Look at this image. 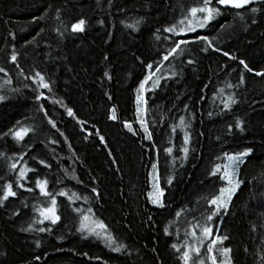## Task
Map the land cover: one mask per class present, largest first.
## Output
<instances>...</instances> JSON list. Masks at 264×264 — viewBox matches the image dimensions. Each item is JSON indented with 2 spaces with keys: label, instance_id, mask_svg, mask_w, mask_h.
I'll use <instances>...</instances> for the list:
<instances>
[{
  "label": "trees",
  "instance_id": "16d2710c",
  "mask_svg": "<svg viewBox=\"0 0 264 264\" xmlns=\"http://www.w3.org/2000/svg\"><path fill=\"white\" fill-rule=\"evenodd\" d=\"M203 2L0 0V195L6 183L17 193L0 207V264H180L172 245L210 214L211 197L225 187L215 167L247 148L243 183L214 219V234L228 237L218 248L231 250V264H264V76L254 74L264 72V10L212 3L220 14L206 27L181 36L163 31ZM79 19L86 31L73 33ZM137 20L136 31L127 27ZM182 39L190 42L164 60ZM170 64L173 73L163 77ZM37 72L49 89L33 82ZM145 77L147 135L135 108ZM20 128L29 131L17 141L9 129ZM153 164L161 208L148 195ZM37 180L47 181L50 196ZM51 197L55 225L40 215ZM89 216L112 246L81 230Z\"/></svg>",
  "mask_w": 264,
  "mask_h": 264
},
{
  "label": "snow or ice",
  "instance_id": "6c2138e0",
  "mask_svg": "<svg viewBox=\"0 0 264 264\" xmlns=\"http://www.w3.org/2000/svg\"><path fill=\"white\" fill-rule=\"evenodd\" d=\"M215 3L221 6H227L230 8H234V9H248L250 5H256L259 4L261 5L260 8L252 6L250 7V11L252 13H257L258 11L264 10V0H215ZM211 4V0H204L203 5L202 6H198V7H192L189 10V14L191 15V17H193V20H188L186 27L188 31H195L197 27L199 28H204L207 24H209L210 21H212L215 16L220 14L219 9L210 6ZM197 13H201L203 14L201 17H197ZM185 20H187V17H185L184 20H181L179 23L180 24H185ZM253 24L257 23L256 19L253 18L251 21ZM141 23L140 20L135 21L133 24H128L127 27L131 28L133 31L137 30V25H139ZM86 25V21L84 19H79L77 22L73 23L70 27H71V31L73 33H83L86 31L85 28ZM157 32L160 31V29L156 30ZM164 32H171V33H175L178 35H183L184 34V29L181 28L179 30V32L177 31L176 26H169L163 29ZM157 39H159V36H157ZM200 41H204L207 45L208 48L212 49L213 51H220L218 48L213 47L211 41L209 40V38L207 36H199L197 38ZM190 41L186 40V39H182L178 42L175 43V47H173L168 55L164 56V60H168L169 56L172 55L173 53H176L178 50H182L181 49V45L182 44H187ZM203 50V49H202ZM224 56H227L229 59L235 60L237 59V57H235L234 55H230L228 52H223ZM12 61L15 62L17 57L15 55V53L12 55L11 57ZM108 57H105V60H107ZM189 64L193 63L192 60L188 61ZM239 64L243 65L244 68L249 71V72H253V69L249 68V66L245 63V61L243 59L239 60ZM148 68H151L152 65L149 64L147 65ZM0 71H3V69H0ZM254 74L256 76H264V72H260V71H256L254 72ZM36 80H34L33 82L36 83L38 81L39 87L40 88H44V89H49V84L45 82L44 77L37 72L36 74ZM105 77H109V73L106 71L104 73ZM29 79H31V77H29ZM150 79V77H145V79L143 81L140 82V90H144L145 88V84L147 83V81ZM240 83L243 84L244 83V77L241 76L240 77ZM231 87V85H230ZM4 97H0V100H3ZM36 99L39 100L41 99L40 95L36 96ZM138 101H139V96L137 97ZM231 103H235L234 100H232L231 98H229ZM229 107V103H225L224 104V108L227 109ZM41 111H43V108H41ZM67 114L69 116H73V111L71 108H67L66 109ZM110 119L115 120L116 116H115V112L113 111V114L109 117ZM49 124H52L53 127H55V125L53 124V122L51 120L48 121ZM78 123H82V121H77ZM126 127L129 128V131H131V126L130 125H125ZM181 126H183V118H181ZM235 128L239 129L241 131H243L242 126H241V122L239 120L236 121L235 124ZM231 131V128L229 129ZM29 131V129L26 128H20L16 131H13L12 129H9V132L11 133V136L13 139L20 141L23 140L24 135L27 134V132ZM4 135H8V133H5ZM150 138V135L149 137ZM103 137H101V143H103ZM184 143L187 144L188 143V136L187 134H185V138H184ZM166 152L171 153V149H165ZM181 151L183 152H187V148H182ZM252 154V149L251 148H247L244 151L238 152L235 155H229L227 156V160L229 161L228 165L224 168L223 174L220 176V179L225 181L226 186L225 187H220L219 188V194L218 195H213L209 201V206L213 207L214 206V210L210 212V214L206 217V220L211 221L213 216L219 215L221 213V210L223 211H227L228 210V205L229 202L232 200L233 196L237 193V191L241 188V185L243 183V181L239 178L238 176V170H239V166L245 163L244 158L248 157ZM48 165H45V167H47ZM11 167L14 169L16 167L15 164H12ZM153 169L156 168V165L153 164ZM220 167L217 166V168L215 169V171H213V175H215L216 171H219ZM20 179H23V172L21 173ZM47 181H41V180H37L36 181V187L39 189L41 195L44 196H50V193L47 191ZM17 187H23L22 185H20L19 183H17ZM25 191L31 192L33 191L32 188H26ZM156 192H157V196L154 199L153 198V193H149V200L159 206V207H164L163 203L160 201V197L164 195V193L162 191H160L159 187H156ZM17 193L13 190V186L12 184L6 183L3 186V194L0 195V207L4 206V202L7 201L10 197H16ZM59 195H64L63 192L59 193ZM56 200L54 197H51V205L49 207L43 208L40 210V215L43 217L44 220H48L50 221L51 224L55 225L57 223V221L60 219V217L56 214ZM177 215L179 216L180 213L178 212ZM85 219H87V217H85ZM149 219H151V217H149ZM35 222V221H34ZM43 222V221H40ZM100 228H104L103 224H98L97 225ZM31 229V225H29V229H22L23 231H28ZM45 228H40L39 231L43 232L45 231ZM48 231H51V229H47ZM81 230L82 231H90V229H86L84 227V225H81ZM165 234L167 235V230H165ZM213 234V229L207 226H203L202 227V236L203 237H210ZM193 235H195V233H193ZM109 243L112 242V238L109 236L108 238ZM228 237L227 236H217L214 239H212L208 245V251L212 252V246L216 245V244H223L224 240H227ZM37 247H39V244H37ZM173 248H175V245H172ZM113 251H119V248H113ZM179 251V249H177ZM191 251L196 252L197 256L199 255V249L198 248H193L191 249ZM220 251L222 252V254H224L225 257H227L228 253L231 251L229 248L227 247H223L220 249ZM0 255H3V253H0ZM190 259V253L189 251H184L183 252V260H184V264H187L188 260ZM212 264H216V258L212 257ZM221 264H231L230 259L226 260V261H221Z\"/></svg>",
  "mask_w": 264,
  "mask_h": 264
},
{
  "label": "rangeland",
  "instance_id": "374dc122",
  "mask_svg": "<svg viewBox=\"0 0 264 264\" xmlns=\"http://www.w3.org/2000/svg\"><path fill=\"white\" fill-rule=\"evenodd\" d=\"M212 3H215V0H211L210 6H212ZM202 5L199 4L195 7L202 6ZM216 5H218V4H216ZM218 6L223 7V8H230L227 6H221V5H218ZM231 9H234V8H231ZM202 15L203 14H201V13H197V17H201ZM186 17H187V20H185V24L179 23L178 27H177L178 32L181 28L184 29L183 35L194 32V31H188L187 27H186L188 20H193V17H191V15L189 14V11L187 12ZM183 18L185 19V17H183ZM216 18H218V15L215 16V18L212 21H214ZM212 21H210L209 24ZM199 29H202V28H199V27L196 28V30H199ZM172 34H174L176 36H181V35H178L175 33H172ZM169 73H173V64H170L165 69V71L163 72V77L165 76L166 78H170V76L167 75ZM160 79H161V77L159 76L156 80H160ZM152 87L154 88V83L152 84ZM138 96L140 98L139 101L137 99ZM135 108H136V115L139 119L138 120L139 129L146 134L145 125H144V90H142V91L139 90L137 92L136 98H135ZM228 163H229V161L226 158V160L222 164L217 165L220 167V170L216 171L215 174L220 173L222 175L224 168L228 165ZM217 166L215 167V169L217 168ZM155 171H156V169H153V167H151L150 174H149V179L151 178L150 179V192L149 193H153L154 199L158 195L156 192L157 174L155 173ZM152 172H153V174H152ZM151 174H152V176H151ZM225 186H226V183H225ZM160 201H161V197H160ZM151 204L157 208H161V207L153 204L152 202H151ZM55 209H56V206H55ZM213 210H214V206L212 207L211 211H213ZM216 216H213L211 221H208V220H206V217L205 218L203 217L202 219L193 223V225H190L184 231L182 238L179 239L177 244H176V250H175L177 255H178L180 264H184V260H183V252L184 251H189V253H190V259L188 260L187 264H212V257L216 258V264H221V261L229 260L228 255H227V257H225L224 254H222V252L220 251V248H218L219 244L212 246V252L208 251V245H209L210 241L212 239H214L215 237H217L214 234V219L216 218ZM82 224L84 225V227L86 229H90V231H87L88 234H86V235H90L92 237L100 238L105 244L107 243V245L109 247L113 245V240L111 243H109V241L107 239L109 236L106 233L105 229L98 227L97 225L100 223L97 222L96 220H94L91 216L87 217V219H85V217H84L81 225ZM203 226H207V227H210L213 229L212 236H210V237H203L202 236V227ZM193 233H195V235H193ZM193 248L199 249V255L198 256H197L196 252L191 251V249H193ZM177 249H179V251Z\"/></svg>",
  "mask_w": 264,
  "mask_h": 264
}]
</instances>
